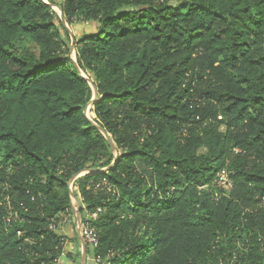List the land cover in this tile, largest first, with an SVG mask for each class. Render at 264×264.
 <instances>
[{"label": "trees", "instance_id": "1", "mask_svg": "<svg viewBox=\"0 0 264 264\" xmlns=\"http://www.w3.org/2000/svg\"><path fill=\"white\" fill-rule=\"evenodd\" d=\"M57 7L94 32L0 0V264H57L73 177L96 264H264V0Z\"/></svg>", "mask_w": 264, "mask_h": 264}, {"label": "rangeland", "instance_id": "2", "mask_svg": "<svg viewBox=\"0 0 264 264\" xmlns=\"http://www.w3.org/2000/svg\"><path fill=\"white\" fill-rule=\"evenodd\" d=\"M45 3L51 2L52 3V10L57 14V16L60 18V11L57 7L58 4H60L61 0H43ZM64 29L69 34V39H66L65 34L63 31H61L62 38L65 40L66 44L68 46H71V39L70 38H80L84 34H90L94 32V24H74L73 26L69 27L66 24H64ZM72 56L74 54L72 53ZM86 116L88 118H92L93 114L90 112V108L86 110ZM70 189L71 191H75V186L73 183H70ZM71 205H72V215L66 216V217H59L57 228L62 230H69L70 234L68 238H66L67 242H72L73 244V250L66 249L64 250V254L60 257L57 264H82V247L79 235L77 233L78 231V224H77V218H76V212H77V201H79V198L75 195L71 198ZM84 227H81V229ZM90 260V264H96V261Z\"/></svg>", "mask_w": 264, "mask_h": 264}, {"label": "water", "instance_id": "3", "mask_svg": "<svg viewBox=\"0 0 264 264\" xmlns=\"http://www.w3.org/2000/svg\"><path fill=\"white\" fill-rule=\"evenodd\" d=\"M59 11H60V10H59ZM60 19H61L62 22L64 21V20H63V16H62L61 11H60ZM63 23H64V22H63ZM79 72H80V71H79ZM80 73H81V72H80ZM96 98H97V92H96V90L93 88V99L90 101L89 105L86 107V109H85V111H84L85 114H86V110L89 109V108L93 105L94 100H95ZM99 130L103 133V135H104L105 139L107 140V142H108V144H109V146H110L112 152H114V151H115V145H114V143H113L111 137H110L107 133L103 132V130H102L101 128H99ZM112 165H114V162L112 163ZM103 171H104V170H103ZM89 172H90V171H85V172H83V174H87V173H89ZM90 173H91V172H90ZM74 179H76V177H73L71 183L73 182ZM70 195H71V198H72L73 194H72L71 189H70ZM77 205H78V207H77V212H76V218H77V224H78V227H77V228H78V235H79V238H80V242H81V245H82V264H85L86 244H85V242H84V240H83V238H82V235H81V230H82V229H81V227H82V224H81V215H80V209H81V206H80L79 201H77Z\"/></svg>", "mask_w": 264, "mask_h": 264}, {"label": "built area", "instance_id": "4", "mask_svg": "<svg viewBox=\"0 0 264 264\" xmlns=\"http://www.w3.org/2000/svg\"><path fill=\"white\" fill-rule=\"evenodd\" d=\"M217 184L219 187L227 191L231 188V182L225 170H221L218 172ZM97 212H99V210ZM81 235H82V238L86 246H89L91 249L97 248V245H98L97 237H96L95 232L92 229L82 228ZM96 262H98V260H96Z\"/></svg>", "mask_w": 264, "mask_h": 264}, {"label": "crops", "instance_id": "5", "mask_svg": "<svg viewBox=\"0 0 264 264\" xmlns=\"http://www.w3.org/2000/svg\"><path fill=\"white\" fill-rule=\"evenodd\" d=\"M77 207H78V205H77ZM58 231H59L60 234H62L66 238H68V236L70 234V231L68 229L67 230L58 229ZM77 233H78V231H77ZM65 245H66L67 249L70 250V252H71V250H73L72 242H67ZM81 247H82V245H81ZM85 264H90L89 256L87 255V247H86V253H85Z\"/></svg>", "mask_w": 264, "mask_h": 264}]
</instances>
